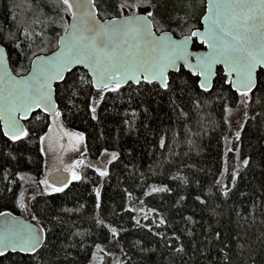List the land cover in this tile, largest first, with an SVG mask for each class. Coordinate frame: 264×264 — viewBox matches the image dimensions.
<instances>
[{
	"label": "trees",
	"instance_id": "obj_1",
	"mask_svg": "<svg viewBox=\"0 0 264 264\" xmlns=\"http://www.w3.org/2000/svg\"><path fill=\"white\" fill-rule=\"evenodd\" d=\"M203 1L205 6L206 0H152L154 20L150 18L157 30L160 24L182 36L199 25ZM136 2L95 0L101 19L122 16L121 4ZM68 21L53 0H0V40L9 33L19 36L14 42L2 41L15 75L30 67L22 56L30 50L22 30L47 35L52 44L47 54L56 49ZM81 76L90 79L85 70L76 69L67 75L68 83ZM222 76L219 70L210 92L200 90L197 78L183 68L171 77L174 92L128 84L119 93H105L95 120L88 107V93L96 96L95 89L81 86L74 107L64 82L56 85V101L64 113L60 122L83 134L90 160L105 150L118 153L119 159L108 164L107 177L85 167L82 179L72 181L63 193L41 195L40 186L34 188L31 217L53 229L45 264H91L96 244L109 253H99L104 264H264V107L255 101L248 107L239 104L232 89L221 88ZM51 124L50 117L34 113L26 124L32 134L23 141H10L0 125V212L26 218L19 207L20 177L42 169L39 137ZM244 159L249 160L247 167ZM152 186L168 191L147 195ZM53 216L61 222L55 223ZM109 227L120 231L118 238ZM181 246L183 251L177 252ZM14 262L28 264V258L16 253L0 258V264Z\"/></svg>",
	"mask_w": 264,
	"mask_h": 264
},
{
	"label": "snow or ice",
	"instance_id": "obj_2",
	"mask_svg": "<svg viewBox=\"0 0 264 264\" xmlns=\"http://www.w3.org/2000/svg\"><path fill=\"white\" fill-rule=\"evenodd\" d=\"M53 2L63 12L70 14L71 23L64 25L63 35L59 37L60 51L52 57L37 56L32 62L29 75L16 78L7 67L6 48L2 41L14 42L19 36L9 33L0 40V69L3 70L0 73V120L4 122L3 136L10 141L30 138L32 133L20 120H27L29 113L36 109L46 112L52 121L48 132L39 137L41 144L51 139L54 129L63 130L59 121L64 113L56 103L60 96L57 94L56 99L53 98L54 93L59 91L58 87L53 88V83L57 81L64 82L67 101L74 107V98L80 92L81 86L87 85L95 89L96 96L88 93V107L92 119L95 120L96 109L104 100L105 93H119L129 82L136 85H155L158 93L160 89L174 92L171 77L181 73L182 68L187 66L190 74L197 78L198 88L208 92L213 87L216 66L223 65L226 71L221 77V88L227 85L229 89H234L239 96V104L245 107L254 101L264 107V0H208L207 14L203 15L205 29L191 31L190 35L184 36L182 40H174L168 33L160 36L154 34L153 21L147 19L153 17L154 20V13L150 10L155 7L152 0H137L135 5H127L130 8L143 6L149 9L146 15L132 13L103 23L93 11L94 0ZM22 34L25 37L31 35L27 29H23ZM193 37L199 38V45L206 46L208 51L203 54L189 51V42ZM15 47L20 48V44L16 43ZM193 57L195 63H192ZM81 64L89 70L91 78L81 76L78 81L69 84L66 74L72 73L73 66ZM144 111L147 112V108ZM180 111L183 112V109ZM132 115L135 117L137 113L133 111ZM184 115L187 116V113ZM124 123L129 124V121L125 120ZM64 135L70 139L74 138L77 144L84 141L82 133L64 132ZM239 135L237 132V139ZM164 146L162 139L160 147ZM74 150L79 149L74 147ZM103 155L106 159L102 166L85 165L82 159L74 161L65 169L71 172L70 179L57 177L50 182L45 177L39 180L36 183L44 186L40 194L63 193L72 181L82 179L76 171L78 168L94 167L100 177L109 176L107 165L119 159V154L105 150ZM242 163L247 167L249 160L244 159ZM59 171L57 169V172ZM20 179L25 177L21 176ZM224 187L227 189V185ZM165 191H168L167 187L152 186L147 195ZM227 194L228 192L224 191V195ZM96 196H100L99 189L96 190ZM31 198L35 199V196ZM19 207L27 208L23 192L20 193ZM96 207L99 208L100 205L97 204ZM11 215L10 212H0V217H4L0 223V258H8L12 253H16L27 257L28 264H45L43 258L47 252L46 241L53 229L42 226L36 215L32 217L36 221L35 224L23 223L18 218L9 220ZM51 219L55 223L61 222L59 216H53ZM97 223L104 222L97 220ZM136 223L139 225L140 221L137 220ZM160 223H165L163 218ZM109 231L114 238L120 235L116 227H109ZM219 236L220 234L216 233V237ZM42 249L44 251H41ZM95 249L96 254L93 255L91 264H104L103 256L99 253H109L99 244L95 245ZM176 251H183V246Z\"/></svg>",
	"mask_w": 264,
	"mask_h": 264
},
{
	"label": "rangeland",
	"instance_id": "obj_3",
	"mask_svg": "<svg viewBox=\"0 0 264 264\" xmlns=\"http://www.w3.org/2000/svg\"><path fill=\"white\" fill-rule=\"evenodd\" d=\"M135 4L136 3H134V4H121V5H124V7H121L122 8V14H123L122 16L129 15L132 13H136V14L140 13V14L146 15V11L149 9H145L143 6H141L140 8L127 7V5H135ZM203 9H204V1H203ZM150 10H152V8ZM66 15L70 19L69 14L66 13ZM158 25L161 27H159ZM158 25H157V28H159L158 31L160 33L166 31V30L162 29L163 28L162 25H160V24H158ZM57 26L60 28V24L57 23ZM197 27H198V25L190 26L189 29L187 28L188 30L185 29V31H182L183 32L182 36H178V37L190 35L191 31L197 30ZM30 34L31 35L29 37H25L23 35L25 37V40L28 42L27 47L30 50L28 53L23 52L22 56L26 57V61H28L31 64L32 60L36 56L46 54V52L49 49H51L52 44L47 42L48 41L47 35L42 34V32L37 31L35 34H33L32 32ZM35 37L37 39H35ZM19 49L21 50L22 48L20 47ZM232 111L233 110H231L229 112H232ZM233 120L234 119H232V121ZM237 120H238V117H235V122H237ZM50 127H52V124L49 126V128ZM48 130H47V132H48ZM64 132L76 133L75 131L68 129L64 125H63V130L54 129L51 139L45 140L43 144L40 143L41 149L43 148L42 153H43V157H44V163H43L44 165H43L42 169L39 171H36V172L29 173L24 179V182L22 184V186H23L22 192L24 193L25 203L27 204V208L26 209L22 208V209H23V212L26 213V219H28V220L33 221L32 217H31V211L29 208V201L31 198L30 196L33 194V191L35 190L34 188L38 186L36 182L44 179L45 177H47V179H48V175L50 173L56 171L59 168H63L65 170L66 168H68V166L72 165L74 163V161H76L77 159H82L84 161L85 165L93 163L94 166H96V165L102 166L105 162L106 157L103 155L105 151L102 153V155L98 159H96L94 162H92L89 158L88 153H87L85 139H84L83 143L77 144V142L74 140V138L70 139L67 135H64ZM74 147H78L79 150L78 151L74 150ZM108 153H111V152H108ZM107 159H110V157H107ZM84 168L85 167L78 168V169H76V171L81 175ZM67 172H69L70 176H71V172L70 171H67ZM28 186H31V187H28ZM39 186H40L39 187L40 190H42L44 187L43 185H39ZM113 261H115V260H113ZM111 263H112V261H111ZM111 263H109V264H111Z\"/></svg>",
	"mask_w": 264,
	"mask_h": 264
},
{
	"label": "water",
	"instance_id": "obj_4",
	"mask_svg": "<svg viewBox=\"0 0 264 264\" xmlns=\"http://www.w3.org/2000/svg\"><path fill=\"white\" fill-rule=\"evenodd\" d=\"M207 3H208V0H206V10H205V14H204V15L207 14ZM93 11L96 12V14H97V19H98L100 22H102V23H103V22H107V21H114V20H117V19H120V18H123V17H124V16H120V17H113V18L101 19V18L99 17V11H98V8H97V6H96V4H95V0H94V8H93ZM129 15H131V14H129ZM129 15H125V16H129ZM138 15H145V14H140V13H138ZM147 19H149L150 21H152L150 17H147ZM68 23H71V16H70V19H69V22H68ZM201 23H202V28L199 29V30H200V31H203V30L205 29V27H206V25H205L204 22H203V17H202V19H201ZM153 31H154V34H155L156 36H160V35H162L163 33H168V34L172 37V39H174V40H182V39L184 38V36H183V37H176L173 33L169 32V31H164V32H162V33H160V34H157L156 31H155L154 23H153ZM61 35H63V33H62ZM61 35H60V36H61ZM60 36H59V37H60ZM187 36H189V35H187ZM195 42H197V43L199 44V38L193 37L192 40H190V42H189V51H191V52H193V53H201V54H203V53H205V52L208 51V49H207L206 46H204V48H203V49H200V50H196V49H194L193 46H194V43H195ZM59 51H60V48H59V38H58L57 48H56L54 51H52V52H50V53H48V54L39 55V57H52L55 53H57V52H59ZM5 56H6V59H7V67H8V69L10 70L11 75L14 76V77H16V78H19V77H21V76H27V75H29L30 72H31V70H32V62L35 61L36 58H37V56H36V57L32 60V62H31V64H30V68H29V70H28V72H27L26 74L21 75V76H17V75H15V73L12 71V69H11V67H10L9 59H8V54H7V50H6ZM192 63H195V58H194V57H193V59H192ZM218 68H221V69L223 70V73L226 71V69H224V66H223V65H217V66H216V69L214 70V76H213V87H214V81H215V79H216V74H217V69H218ZM76 69H83V70H85V71L87 72L88 76L91 78V74H90L89 70H88L84 65H82V64H81V65H75V66H73L72 71H74V70H76ZM183 69H184L185 71H187L188 73H190L189 68H188L187 66H184ZM2 71H3V70L0 69V73H2ZM69 74H70V73H69ZM67 75H68V74H66V76H67ZM191 75H192V74H191ZM192 76L195 77L194 75H192ZM201 79H202V78H201ZM60 83H62V81L54 82V83H53V88L56 89V85H58V84H60ZM131 83L134 84V85H136L134 82H129V84H131ZM126 85H128V84H126ZM126 85H124V86H126ZM213 87H212V89H213ZM212 89H211V90H212ZM200 90H202V89H200ZM211 90H210V91H211ZM202 91H203V90H202ZM210 91H208V92H210ZM204 92H205V91H204ZM53 98L56 99V93H54V97H53ZM56 103H57V101H56ZM38 111L41 112V113H43L44 115L48 116V114H47L46 112H43V111L40 110V109H36L35 111L29 113V117H28L27 120L21 119V120H20V123L25 127V122L28 121V120H30L31 116H32L34 113L38 112ZM48 117H49V116H48ZM50 118H51V117H50ZM0 125H1V130H2V133H3V130H4V122H3L2 120H0ZM6 138H7V137H6ZM59 170H60L59 172H57V170H56V171L50 173V175H48V180H49L50 182H52V181H53L54 179H56L57 177H60V178H63V179H70V178H71L69 172L65 171L63 168H59ZM13 218H18V219H19L20 221H22L23 223H32V224H35V222H32L31 220H28V219H26V218H24V217H21V216H16V215H14V214H12L10 217H8L9 220H12ZM3 220H4V217H0V223H2Z\"/></svg>",
	"mask_w": 264,
	"mask_h": 264
},
{
	"label": "flooded vegetation",
	"instance_id": "obj_5",
	"mask_svg": "<svg viewBox=\"0 0 264 264\" xmlns=\"http://www.w3.org/2000/svg\"><path fill=\"white\" fill-rule=\"evenodd\" d=\"M205 10H206V2H205V6H204V14H205ZM204 14H203V15H204ZM202 17H203V16H202ZM202 17H201V19H202ZM201 19H200V23H199L197 29H201V28H202ZM154 27H155V31H156V33H157V34H160V32L156 29L155 24H154ZM194 47L196 48V50H200V49H203V48H204V46L199 45L197 42L194 43L193 48H194ZM219 70H222V69H221V68H218V69H217V74H218V71H219ZM217 74H216V78H217ZM223 74H224V73H223V70H222V75H223ZM215 80H216V79H215ZM214 85H215V81H214ZM232 90H233V92H235L234 89H232ZM235 93H236V92H235ZM236 94H237V93H236ZM237 95H238V94H237ZM28 121H29V120H28ZM28 121L25 122V125L27 124Z\"/></svg>",
	"mask_w": 264,
	"mask_h": 264
}]
</instances>
